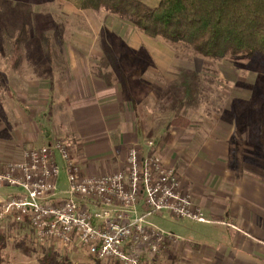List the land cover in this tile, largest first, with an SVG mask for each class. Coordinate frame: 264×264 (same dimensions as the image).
<instances>
[{"label":"rangeland","instance_id":"rangeland-1","mask_svg":"<svg viewBox=\"0 0 264 264\" xmlns=\"http://www.w3.org/2000/svg\"><path fill=\"white\" fill-rule=\"evenodd\" d=\"M69 7L71 9H67ZM68 10H72V5L57 0H0V48L42 45L45 52L52 48L51 54L45 53L46 59L55 64L59 60L57 65H64L72 54L60 53L61 49L87 48L90 45L93 47L92 60L107 66L93 67L92 71L104 73L105 80L118 83L123 92V81L126 80L137 103V111H133L126 94L123 93L122 98L117 94L116 99L110 100L114 102L110 106L119 110V114L109 118V126L122 118L120 112L126 108L131 112V118L135 117L140 122L144 140L158 143L169 124L182 117L187 124H178L189 126L190 133L186 135L199 140L232 136L237 156L252 155L255 166L259 164L256 159L260 157L263 164L264 152L259 143V129L264 126L263 59H204L186 45L146 38L128 23L105 11L93 12L92 17L85 15L86 22L91 24L87 37L79 20L66 18ZM96 24L102 26L100 32ZM134 45L142 47L133 52L130 47ZM8 55L10 53L0 51L1 160L4 164L17 162L25 149L56 140L63 142L77 158L84 146L94 143L75 133L70 111L73 102L64 101L66 86L20 84L19 78L10 79L11 72L4 63V57ZM17 71L33 74L36 70ZM119 99L124 104L117 105ZM113 135L116 133L107 132L97 140V144L103 145L104 153L92 157L100 163L111 162L113 167L107 173L121 170L124 164L126 150L120 148V144L113 145L111 155L107 153L105 143H114L110 138ZM255 168L252 171L256 172ZM260 174L264 176V172ZM65 189V178L61 175L58 193ZM151 222L165 231H176L179 225L166 213L155 215ZM174 236L177 240L167 242L158 264H214L201 262L197 246ZM19 242L14 240L11 243ZM27 247V254L34 259L28 264H38L35 257L39 256L40 245L34 241ZM10 256V261L5 264H19L15 255Z\"/></svg>","mask_w":264,"mask_h":264},{"label":"crops","instance_id":"crops-1","mask_svg":"<svg viewBox=\"0 0 264 264\" xmlns=\"http://www.w3.org/2000/svg\"><path fill=\"white\" fill-rule=\"evenodd\" d=\"M139 1L151 8L160 2ZM68 11L66 18L79 20L84 26V36L89 35L91 24L86 22L85 15L92 17L93 12L79 11L73 6ZM80 13L84 14V19ZM97 27L100 32L102 26L98 24ZM141 47L134 45L130 49L136 52ZM0 51L10 53L4 57L5 68L11 72L8 76L10 79L19 78L20 84L66 86L64 101L73 102L74 106L70 111L75 122V133L87 140H93L94 143L84 146L77 158L71 154L72 160L85 174L114 173L106 172L113 167L110 161L100 163L92 158L104 153L103 145L96 142L105 133H116V136L110 137L114 143H105L108 146V155H111L113 145L120 144V148L126 150L131 145L143 146L150 141L144 140L140 122L135 117L131 118V112L126 108L120 112L122 118L109 126V118L119 114V110L110 106L114 104L110 100L116 99L117 94L122 98L125 89L123 92L118 83L107 82L103 77L104 73L92 71L93 67H107L101 61L92 60V46L74 47L70 50L63 48L61 52L58 51L72 54L64 65H57L59 60L55 64L54 61L51 63V60L46 59L45 53L49 55V51L45 52L42 45L5 46ZM22 69L36 71L33 74L16 72ZM62 69L71 71L63 72ZM122 102L119 99L117 105ZM165 133H169L170 137H163L158 143L154 142L155 153L162 158L166 167L177 172L182 189L191 194L194 204L201 207L207 219L212 221L211 224H193L175 220L179 222L176 231L167 232L182 237L189 245L197 246L201 262L264 264V176L260 174L264 172V162L262 164L261 158L256 159L259 164L255 166L252 155L237 156V146L232 136L227 139L199 140L195 136L186 135L190 133L189 126L182 125L173 128L169 126ZM142 148L145 151V147ZM2 158L0 154V162L4 164ZM253 167H256V172L252 171ZM12 192L10 189H0V198ZM64 194L65 191L62 190L58 197H63ZM0 230L5 237L1 250L4 264L10 261L11 254L15 255L19 264H28V261L34 260L27 254V244L34 243L30 228L7 220L0 222ZM14 240L20 242L12 245ZM38 250L39 256L35 257L38 264H116L113 261L98 262L78 246L62 245L56 241L40 245ZM45 257L49 260L43 263Z\"/></svg>","mask_w":264,"mask_h":264},{"label":"built area","instance_id":"built-area-1","mask_svg":"<svg viewBox=\"0 0 264 264\" xmlns=\"http://www.w3.org/2000/svg\"><path fill=\"white\" fill-rule=\"evenodd\" d=\"M143 146H129L122 169L111 174H85L58 140L25 149L17 162H0V189L13 191L0 198V222L27 226L39 245H76L98 262L158 264L167 242L177 237L152 217L212 221L155 153L153 142ZM61 175L66 190L58 197Z\"/></svg>","mask_w":264,"mask_h":264},{"label":"trees","instance_id":"trees-1","mask_svg":"<svg viewBox=\"0 0 264 264\" xmlns=\"http://www.w3.org/2000/svg\"><path fill=\"white\" fill-rule=\"evenodd\" d=\"M57 1L79 11H105L146 38L186 45L204 59L258 57L264 60V0H160L154 8L139 0ZM48 51L51 54L52 48ZM123 83L126 98L133 111H137L128 82ZM179 122L187 124L184 118L177 117L169 126L176 127ZM259 131V143L264 152L263 125ZM169 137L167 133L164 139ZM4 240L0 230V264H4L1 256ZM48 260L45 257L43 263Z\"/></svg>","mask_w":264,"mask_h":264}]
</instances>
